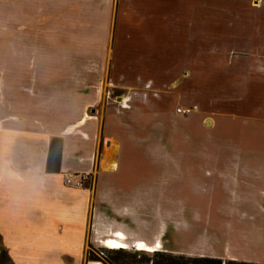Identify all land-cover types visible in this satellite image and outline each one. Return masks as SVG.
<instances>
[{
    "label": "crops",
    "instance_id": "1",
    "mask_svg": "<svg viewBox=\"0 0 264 264\" xmlns=\"http://www.w3.org/2000/svg\"><path fill=\"white\" fill-rule=\"evenodd\" d=\"M129 1L0 0L3 245L15 264H103L89 259V248H102L101 242L118 231L130 245L137 239L151 244L159 239L162 252L264 264V220L231 224L223 244L220 234L204 232L200 225L194 223L187 232L178 225L176 248L163 235L141 238L130 229L137 207L131 205L145 198L147 213V197L153 194L152 188L131 184L133 178L152 181L153 157L137 150L142 140L138 133L176 118L183 148L186 125L184 117L161 110V97L138 91L144 82L138 69L149 63L163 68L168 34L158 10L126 15ZM201 1L218 14L229 12L228 0ZM178 11L173 22L179 21ZM189 77L178 76L173 85ZM108 87L122 88L126 95L115 102ZM53 139L62 140L56 173L47 170ZM185 162L183 156L177 159L178 189ZM69 174L88 176L84 187L67 186ZM233 183L238 184L236 177ZM243 187V201H248L243 212L260 210L264 215V190L257 195L247 180ZM178 211L185 213L180 206Z\"/></svg>",
    "mask_w": 264,
    "mask_h": 264
},
{
    "label": "rangeland",
    "instance_id": "2",
    "mask_svg": "<svg viewBox=\"0 0 264 264\" xmlns=\"http://www.w3.org/2000/svg\"><path fill=\"white\" fill-rule=\"evenodd\" d=\"M191 2L189 6L184 0H132L123 10L126 15L141 16L158 10L163 16L168 57L162 69L160 64L149 63L136 71L144 80L138 91L154 99L161 97V110L184 117L186 125L183 148L176 118L138 133L142 140H138L137 150L153 157L152 181L145 184L133 178L131 184L152 188L153 194L147 197V213L145 198L131 205L137 207L128 224L139 237L163 235L166 244L174 248L178 225L186 232L194 223L200 225L204 232L220 234L223 244L231 224L264 220L260 210L243 212L248 205L243 201L247 197L244 182H252L257 195L264 190V0H228L229 12L220 14L205 1ZM198 6L202 7L200 18ZM177 9L179 21L173 22ZM186 73L190 77L178 79L174 86L177 77ZM148 80L156 84L145 82ZM108 90L114 101L126 95L122 88ZM138 96L135 98L140 99ZM179 109L194 111L180 113ZM180 156L186 162L178 189ZM234 177L238 184L233 183ZM215 225L217 228H212ZM124 237V252L103 247H90L89 252L103 257L107 264H152L147 260L162 249L137 250ZM138 240L142 239L134 243Z\"/></svg>",
    "mask_w": 264,
    "mask_h": 264
},
{
    "label": "trees",
    "instance_id": "3",
    "mask_svg": "<svg viewBox=\"0 0 264 264\" xmlns=\"http://www.w3.org/2000/svg\"><path fill=\"white\" fill-rule=\"evenodd\" d=\"M62 154V140L53 139L50 145L49 158L47 163V170L50 173H56L60 171V161ZM107 249V248H105ZM112 250V249H108ZM124 252L126 249L112 250ZM102 255L105 253L102 251ZM90 260L100 261L103 264H107V261L103 257L98 256L92 252H89L88 255ZM150 259V258H149ZM152 264H254L246 262H238L232 260H223L219 258H193L186 255H177L162 251H156L151 260ZM0 264H15L12 257L8 253L7 249L2 243V237L0 235Z\"/></svg>",
    "mask_w": 264,
    "mask_h": 264
},
{
    "label": "bare ground",
    "instance_id": "4",
    "mask_svg": "<svg viewBox=\"0 0 264 264\" xmlns=\"http://www.w3.org/2000/svg\"><path fill=\"white\" fill-rule=\"evenodd\" d=\"M117 232H116V235H114L112 238H109L108 240L101 242V245L104 248L112 249V250L121 249L123 247H126L125 240H124L125 235L122 232H119V233H117ZM161 246H162V243L159 239L156 243H153V244H150V243H148L146 241H142V240H138L134 244V247L137 250L151 251V252L156 248H160Z\"/></svg>",
    "mask_w": 264,
    "mask_h": 264
},
{
    "label": "built area",
    "instance_id": "5",
    "mask_svg": "<svg viewBox=\"0 0 264 264\" xmlns=\"http://www.w3.org/2000/svg\"><path fill=\"white\" fill-rule=\"evenodd\" d=\"M192 109H179L180 113H184V112H191ZM88 179V176L86 175H72L69 174L68 176H66L65 178V183L67 186L71 187V188H83L84 187V182L85 180Z\"/></svg>",
    "mask_w": 264,
    "mask_h": 264
}]
</instances>
